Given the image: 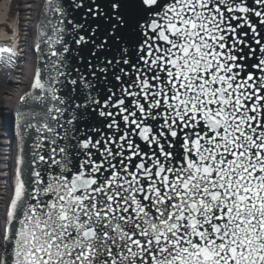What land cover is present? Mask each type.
I'll return each instance as SVG.
<instances>
[{"label": "snow or ice", "instance_id": "6c2138e0", "mask_svg": "<svg viewBox=\"0 0 264 264\" xmlns=\"http://www.w3.org/2000/svg\"><path fill=\"white\" fill-rule=\"evenodd\" d=\"M3 39L0 264H264V0H17Z\"/></svg>", "mask_w": 264, "mask_h": 264}, {"label": "bare ground", "instance_id": "6f19581e", "mask_svg": "<svg viewBox=\"0 0 264 264\" xmlns=\"http://www.w3.org/2000/svg\"><path fill=\"white\" fill-rule=\"evenodd\" d=\"M11 17V20L8 19ZM17 18V0H0V46L4 44L3 37L8 34V29L13 27V21ZM27 23L28 14L23 16ZM20 69H23L21 73ZM29 79L28 66L23 62L20 63L19 69L11 70L7 74L0 75V109L11 110L17 102L18 97L22 94L27 86ZM0 132L5 135L2 142L5 144V155L1 158L0 168H3L7 162L9 165V172H11V165L14 163L17 139L14 137L11 125L6 124L2 127Z\"/></svg>", "mask_w": 264, "mask_h": 264}, {"label": "rangeland", "instance_id": "374dc122", "mask_svg": "<svg viewBox=\"0 0 264 264\" xmlns=\"http://www.w3.org/2000/svg\"><path fill=\"white\" fill-rule=\"evenodd\" d=\"M26 15V12L24 13H20L19 14V18L24 22L26 21L25 18H23V16ZM5 109V108H4ZM0 130H2V127H0ZM5 135H3L1 132H0V162L3 160L1 157L3 155H5L4 151H5V144L2 142V138L4 137Z\"/></svg>", "mask_w": 264, "mask_h": 264}, {"label": "water", "instance_id": "95a60500", "mask_svg": "<svg viewBox=\"0 0 264 264\" xmlns=\"http://www.w3.org/2000/svg\"><path fill=\"white\" fill-rule=\"evenodd\" d=\"M17 103V102H16ZM16 103L14 104V106L16 105ZM14 108V107H13ZM13 117L15 118V114H13ZM11 128L13 129V134H14V137H16L17 139V146H18V136H17V130L15 128V123L13 122V124H11ZM18 152V151H17Z\"/></svg>", "mask_w": 264, "mask_h": 264}]
</instances>
